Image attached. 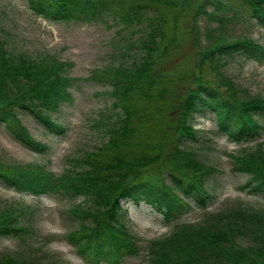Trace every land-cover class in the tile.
I'll list each match as a JSON object with an SVG mask.
<instances>
[{"label":"trees","instance_id":"16d2710c","mask_svg":"<svg viewBox=\"0 0 264 264\" xmlns=\"http://www.w3.org/2000/svg\"><path fill=\"white\" fill-rule=\"evenodd\" d=\"M25 1L33 14L51 22L89 23L108 16L124 27L144 25V30L127 42L125 50L137 49L130 62L90 73V80L110 86L107 94L119 114L105 124L106 141L56 178L38 165L0 164V181L34 196L82 197L68 209L79 225L67 239L89 264H120L125 254L136 252L123 199L144 202L171 226L166 236L150 242L147 264H264V208L236 205L206 212L197 222H179L193 207L205 210L217 194L215 185L205 182L215 167L186 145L199 135L195 115L211 113L216 131L235 143L264 132V97L248 94L241 99L219 71L224 58L234 54L264 61V45L246 36L200 44L198 19L215 17L225 0ZM245 1L250 17L264 27V0ZM167 8H177V14L192 11L188 40L195 45V65L186 73L169 66L179 33L169 25ZM3 44L0 39V126L22 147L45 153L49 145L30 134L18 113L30 114L53 135H64L66 127L49 113L72 101L71 65L52 54L31 58L11 52ZM210 70L225 84L224 91L210 82ZM229 156L231 170L248 175L240 190L264 196V145H247ZM152 167L160 169L154 179L147 173ZM11 213H1L0 237L28 232ZM0 264L42 263L3 255Z\"/></svg>","mask_w":264,"mask_h":264},{"label":"rangeland","instance_id":"374dc122","mask_svg":"<svg viewBox=\"0 0 264 264\" xmlns=\"http://www.w3.org/2000/svg\"><path fill=\"white\" fill-rule=\"evenodd\" d=\"M224 2L226 6L216 11L215 17L203 16L198 19L200 44L204 46L221 39L246 36L264 45V27L250 17L246 1ZM227 5L230 7L228 10ZM212 9L208 8L209 11ZM165 10L169 25L179 33L175 35L177 48L171 53L169 66L179 73H186L195 65V45L188 40V27L193 24L192 11L177 14V8ZM161 11H164L163 7ZM0 28V39L9 51L23 53L31 58H37L42 53L52 54L59 61L71 65L67 72L75 79L69 88L72 101L60 104L57 110L49 113L51 118L66 127L64 135H53L30 114L18 113L30 134L49 145L45 153H35L22 147L0 126L1 165H38L52 178H56L73 167L74 162L87 151L95 150L106 141L105 124L113 123L119 114L113 109L112 99L107 94L110 86L90 80L89 76L95 69L130 62L137 54V49L130 48L127 51L125 47L130 39L139 36L144 25L124 27L108 16L89 23L51 22L33 14L25 0H0ZM224 60L226 64L220 66L219 71L231 81L237 96L241 99L248 94L264 97V61L248 59L241 54L227 56ZM208 77L213 85L225 90V84L220 82L214 71L210 70ZM193 125L199 132L198 138L186 145L202 161L215 167V172L208 175L205 182L214 184L217 194L205 210L193 207L179 222H197L206 212L236 205L264 208L263 195L240 190L239 185L247 180L248 175L233 172L229 156V153L247 145H264V132L251 141L232 142L216 131L214 117L209 112L196 114ZM158 170L157 167L147 169L148 177L156 178ZM81 201L82 197L66 199L57 194L34 196L18 192L0 181V216L1 213L12 212L17 225L26 227L28 231L20 237H0V258L12 255L42 264H89L77 254L67 239V233L79 225L68 209ZM121 205L126 210L125 222L136 252L125 254L120 264H147L150 242L166 236L171 226L166 225L162 216L142 201L133 203L123 199Z\"/></svg>","mask_w":264,"mask_h":264}]
</instances>
